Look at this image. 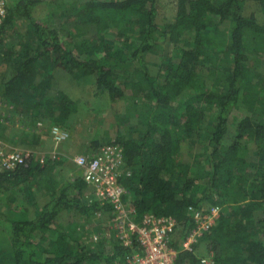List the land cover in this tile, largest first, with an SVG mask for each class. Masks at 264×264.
Returning <instances> with one entry per match:
<instances>
[{"label":"trees","instance_id":"16d2710c","mask_svg":"<svg viewBox=\"0 0 264 264\" xmlns=\"http://www.w3.org/2000/svg\"><path fill=\"white\" fill-rule=\"evenodd\" d=\"M40 2L6 0L0 56L12 74L1 95L27 117L63 124L76 102L55 86L54 72L90 77L96 94L127 101L120 118L127 133L115 142L130 170L123 199L135 220L172 216L183 239L194 225L189 208L217 206L203 237L209 264H264V0H176L174 16L162 23L157 0L76 1L65 23L33 21ZM17 18L31 28L18 48L4 42ZM146 53L159 62L148 66ZM235 111L243 114L232 127ZM33 154L27 167L0 172V199L16 203L19 191L47 198L31 215L15 205L13 216L0 217V264H113L139 249L114 235L102 250L87 248L56 225L66 213L109 222L114 208L84 195L81 172L65 158L39 162ZM194 164L204 168L199 178L191 175ZM63 168L70 179H57ZM173 247L175 264H200L179 240Z\"/></svg>","mask_w":264,"mask_h":264},{"label":"rangeland","instance_id":"374dc122","mask_svg":"<svg viewBox=\"0 0 264 264\" xmlns=\"http://www.w3.org/2000/svg\"><path fill=\"white\" fill-rule=\"evenodd\" d=\"M76 1L81 3L85 0H41L32 10L31 19L36 22H45L51 18L55 22L65 23L69 19V13L72 11L71 6ZM156 6L157 21L162 23L165 20H171L174 16L176 0H157ZM253 9L258 16H261L260 11L255 6H253ZM30 34L29 23L23 18H17L13 26L6 31L4 42L6 45L18 48L20 44L30 39ZM106 35L111 37V31L107 32ZM143 60L144 63L150 66L149 63L152 61L159 62V56L146 53L143 55ZM11 74V68L1 61L0 56V139L5 141L8 146L18 149L38 148L36 149L37 152L33 151V158L39 162H43L45 157L55 155V158H65L67 164L74 165L72 163L74 156L88 154L92 151L95 144H98L97 148H99L126 135L127 131L120 118L128 110L127 101L122 99L114 101L105 94H96L92 88V79L90 77L79 76L76 79L75 76L62 69H57L54 72L55 86L76 102L75 110L63 124H58L50 120V118L35 120L21 114L1 95V85ZM132 114L134 115L135 113ZM242 114L243 112L240 111L233 112L230 115L229 124L231 123L232 125H230L233 127ZM38 122H41V125H38ZM53 126H58L67 133L65 142L63 141V143L60 142L59 144L54 142L51 133ZM231 132L232 129L226 135V141H229L232 135ZM57 147L61 152L58 151ZM250 148H253L252 144H250ZM67 171L68 169L65 170L64 168L63 172L57 174V179H61L62 175ZM203 171L202 165L194 164L191 175L199 178ZM89 191L87 189L84 195L87 196ZM23 195L26 198H23ZM45 196V192H39L31 198L26 192L19 191L16 203H11L8 197H2L3 199H0V217L13 216V211L17 212L23 208H27L29 215H31L34 212L32 209H41V204L47 199ZM34 201L38 203L37 206H32ZM127 204L129 203L127 202ZM15 205H17L16 208ZM204 207H207V205H203ZM69 214H61L55 224L61 225L64 230H68L78 242L84 243L87 248L100 250L111 244V237L113 235L115 237V232L110 229L108 220H105L104 216L100 220L93 218V220L87 222L84 218L75 219ZM92 234L98 235L97 241L92 239ZM203 237L198 242L199 248L193 250L197 258L206 257L208 250H211L208 240ZM176 239L180 240V229H177ZM44 244L50 245L49 242Z\"/></svg>","mask_w":264,"mask_h":264},{"label":"built area","instance_id":"2783aa9c","mask_svg":"<svg viewBox=\"0 0 264 264\" xmlns=\"http://www.w3.org/2000/svg\"><path fill=\"white\" fill-rule=\"evenodd\" d=\"M5 17L6 0H0V26ZM51 133L56 144L67 137V133L58 126H53ZM32 152L12 148L0 139V172L27 167ZM72 163L82 172L83 180L90 190L87 195L102 204L113 206L114 215L108 223L120 243L129 245L135 241L139 246L138 250L127 253L122 260L116 259L113 264H175L177 250L173 243L178 229L177 221L172 216H156L151 213L145 214L139 221L135 220L133 206L123 199L126 190L122 180L129 175L130 170L125 165L123 150L118 143H106L93 153L76 155ZM189 209L194 225L179 240V247L193 252L194 245L215 225L220 208L214 206L205 212ZM92 239L97 241L98 235L92 234ZM199 261L201 264L213 263L212 251L209 249L206 257L199 258Z\"/></svg>","mask_w":264,"mask_h":264},{"label":"crops","instance_id":"0c3cea01","mask_svg":"<svg viewBox=\"0 0 264 264\" xmlns=\"http://www.w3.org/2000/svg\"><path fill=\"white\" fill-rule=\"evenodd\" d=\"M5 142V141H4ZM65 142V141H64ZM6 143V142H5ZM63 143V142H62ZM25 149H27V148H25ZM36 149H38V148H36L35 147V149L34 148H28L27 150H31V151H35V152H37L36 151ZM57 149H58V151L59 152H61L60 150H59V148L57 147ZM98 149V148H97ZM97 149H92V151L90 152V153H93L94 151H96ZM63 153V152H62ZM70 165H72V164H70ZM73 167H74V165H72ZM59 167H57V169H58ZM63 171H64V168L62 169ZM65 170H66V168H65ZM77 170H78V172H81V170L80 169H78L77 168ZM62 171V172H63ZM81 175H82V172H81ZM63 177H64V179L66 180V179H70L72 176H71V173L70 172H65V174H63L62 175ZM87 186V185H86ZM88 189V187L86 188V190ZM42 192H44V191H42ZM41 209H38V211H40ZM36 212V211H35ZM202 239H200V241H201ZM199 241V242H200ZM199 248V245H198V243L197 244H195L194 245V249L193 250H197ZM194 252V251H193Z\"/></svg>","mask_w":264,"mask_h":264}]
</instances>
